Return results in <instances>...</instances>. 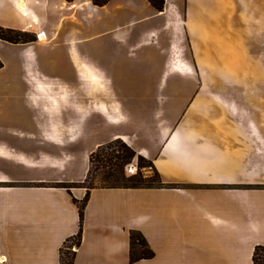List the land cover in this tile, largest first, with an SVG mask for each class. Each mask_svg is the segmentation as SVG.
Returning <instances> with one entry per match:
<instances>
[{"label": "crops", "instance_id": "1", "mask_svg": "<svg viewBox=\"0 0 264 264\" xmlns=\"http://www.w3.org/2000/svg\"><path fill=\"white\" fill-rule=\"evenodd\" d=\"M0 25L35 35L0 39V264H63L80 228L75 200L87 193L80 243L68 247L74 264H255L264 246V85L238 102L205 79L264 77V0H165L162 11L148 0H0ZM82 77L118 97L65 102ZM184 79L197 85L175 86ZM181 93L191 104L166 117ZM149 108L152 123L135 120ZM95 115L92 132H117L85 148L83 169L69 177L75 157L63 147L85 141L84 120ZM118 138L153 162L161 187L58 186L84 182L90 154ZM132 230L152 257L131 262Z\"/></svg>", "mask_w": 264, "mask_h": 264}, {"label": "rangeland", "instance_id": "2", "mask_svg": "<svg viewBox=\"0 0 264 264\" xmlns=\"http://www.w3.org/2000/svg\"><path fill=\"white\" fill-rule=\"evenodd\" d=\"M74 80V78H72ZM81 84L82 87H78V91L82 93L80 94L75 93L77 92V89H73L74 93H69L66 96H64V101L66 102L68 97H73V99L77 98L78 100L80 99H90L91 97H96V96H100V97H105L106 99L109 100H116V98L118 97V95L113 94L112 92H108L105 91V88L103 89H97L96 91L93 89L91 82H89L88 80H86L85 77H82L81 80ZM205 83L207 86H211V87H216V88H220L222 91H224V93L222 94L223 97L227 98V99H234L238 102L244 101L245 96H246V91L247 92H251L252 90L254 91V96L256 97V88L253 86L256 85H264V77H256V78H244V77H222V78H206L205 79ZM175 86H196V82L192 81V80H178L174 82ZM219 96V95H218ZM251 96V95H250ZM66 97V98H65ZM191 97L192 95L190 94H185V93H181V94H175L174 95V100L171 102L172 106H170V104L168 103V106H165L166 109V117L168 118H179L183 115L185 109L188 108V106L191 104ZM79 107V109H81V115L84 117L89 116L91 110L90 108H87L85 103L82 102L81 105H77ZM23 113H26L25 110L22 111ZM37 111H33L30 113V118L32 119V117H34V114ZM78 112V111H77ZM80 112V111H79ZM78 112V113H79ZM75 113V110L72 109H68L65 113V119H69L70 115ZM83 113V114H82ZM108 113L110 115L116 113L115 110L110 109L108 111ZM135 114V120L137 121H141L144 124H150L154 121V113L153 110L146 109V110H142V111H137ZM86 115V116H85ZM99 115H101V118L103 119H108L105 114L100 110ZM99 115H95L92 118L85 119V128H86V138L85 141L81 142L80 145H77L76 147H63L64 150L68 151L70 153L71 156H73L72 158H74L73 161L69 162V164L67 165V170L66 171L69 174V177H78L79 173L81 172V170L83 169V163L86 162V158L88 159V156H86V154H81L83 153L84 149L87 148L89 145H91L94 141L96 140H104L106 138H108L111 134H114L115 132H117L116 127H104V126H94L95 128H97V130L95 132H92V126L95 124H97L98 122H100V116ZM38 115H36L37 117ZM161 117V116H159ZM89 118V117H88ZM120 130H123L121 127H117ZM149 132L151 134V136H155L153 135V133L151 131H146L145 129H141V131H139V133L141 135L146 134L147 136H149ZM118 149V143H116L115 141H111L108 142L106 144H104L100 149H96L94 151H96V157H101V159L105 160V157L112 152H117ZM79 153V154H76ZM95 157V159H96ZM68 160H71V158H69ZM137 167V169H135L134 171H132V167ZM110 167L109 162L103 161L101 162V160H95L93 163V176L91 181L87 182L85 185L88 187L91 186H101L104 185L105 183L103 182V177H104V172L106 170H108V168ZM131 168V169H130ZM131 170V171H130ZM139 172V165H138V158L135 157L132 159V161L125 166L124 168V175L125 177H131L132 175H135L136 173ZM141 172L143 173V175L145 176H151L153 178H155V173L154 170L151 167H143L141 169ZM66 173V175H68ZM124 181V180H122ZM76 239H73L72 241L67 242V244L65 245V248L63 250V258L67 259L68 256L71 255V250L69 251L68 247L73 243L76 242Z\"/></svg>", "mask_w": 264, "mask_h": 264}, {"label": "trees", "instance_id": "3", "mask_svg": "<svg viewBox=\"0 0 264 264\" xmlns=\"http://www.w3.org/2000/svg\"><path fill=\"white\" fill-rule=\"evenodd\" d=\"M72 1V0H69ZM109 0H91L94 5L103 6ZM151 5L158 11H162L165 5V0H148ZM0 39L11 42V43H27L35 40V35L28 31H22L13 28H7L0 25ZM3 67V62L0 59V68ZM118 143L117 152L109 153L105 160L101 159V157H96V151H93L89 156V169L87 172V176L84 182L81 183H69V184H59L58 186L63 187H78V186H86L85 184L91 181L93 176V163L94 161L101 160V162L106 161L109 162L110 167L108 170L104 172L103 182L104 185L101 186H91L87 188L93 187H109V188H150V187H161L163 183L161 182L158 171L153 165V162L144 156L137 154L135 150L129 146L122 139L118 138L114 140ZM103 146V145H102ZM102 146H99L100 149ZM96 157V159H95ZM138 158L139 172L131 177H125L124 168L127 166L133 158ZM143 167H151L154 170L155 178L151 176H145L141 172ZM134 170V168H133ZM124 180V181H122ZM89 198V193L86 194L84 199L81 202L75 200L78 203L79 207V216H80V228L77 233L75 239L77 240V244L79 245L81 240L83 219H84V209L86 203ZM154 255L153 250L150 248L149 243L145 236L138 230H132L130 232V259L131 262L140 260L142 258H150ZM75 252H72L67 259L62 256L63 264H74ZM253 260L255 264H264V246L259 245L255 248Z\"/></svg>", "mask_w": 264, "mask_h": 264}, {"label": "bare ground", "instance_id": "4", "mask_svg": "<svg viewBox=\"0 0 264 264\" xmlns=\"http://www.w3.org/2000/svg\"><path fill=\"white\" fill-rule=\"evenodd\" d=\"M38 36H39L41 39L44 38V36H41V35H38ZM133 168H134V167H132V171H134ZM134 169H135V168H134Z\"/></svg>", "mask_w": 264, "mask_h": 264}, {"label": "built area", "instance_id": "5", "mask_svg": "<svg viewBox=\"0 0 264 264\" xmlns=\"http://www.w3.org/2000/svg\"><path fill=\"white\" fill-rule=\"evenodd\" d=\"M131 167H134V166H131ZM134 168L137 169V167H134ZM130 169H131V168H130ZM135 169H134V170H135ZM131 170H132V169H131ZM131 170H130V171H131Z\"/></svg>", "mask_w": 264, "mask_h": 264}]
</instances>
